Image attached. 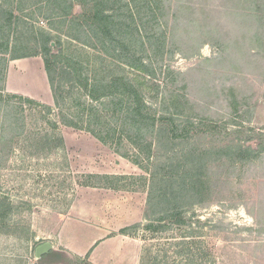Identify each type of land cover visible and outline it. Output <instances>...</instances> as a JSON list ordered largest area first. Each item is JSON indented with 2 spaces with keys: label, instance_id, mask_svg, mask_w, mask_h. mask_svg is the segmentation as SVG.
I'll return each mask as SVG.
<instances>
[{
  "label": "rangeland",
  "instance_id": "374dc122",
  "mask_svg": "<svg viewBox=\"0 0 264 264\" xmlns=\"http://www.w3.org/2000/svg\"><path fill=\"white\" fill-rule=\"evenodd\" d=\"M129 1L128 7H113L110 12L124 22L129 30L126 39L134 38L137 56L144 59L149 72L121 63L112 49L109 53L102 49L99 39L84 24L83 1L74 4L76 13L81 14L75 19L64 16L63 10L52 2L49 6L36 5L33 17L26 15L30 12H17L14 2L7 6L15 16L20 15V20L10 23L14 28L10 36L9 26L3 27L1 33L13 43L16 54L37 53L35 56L44 61L42 46L46 44L45 37L50 36L55 42V53L81 61L85 72L98 71L106 78L126 75L157 115L163 92L186 94L195 104V126L201 125L199 131L206 135V139L196 141L202 148L211 146V139L256 146L258 133H264V74L248 68L245 61H264V53L260 57L253 53L250 48L254 46L247 40L236 39L239 26L219 4L226 0H209L208 5L206 0H164L159 9H154L157 22L144 0L138 6L134 0ZM209 30L216 32L218 38L206 35ZM164 35L165 40L161 41ZM221 36L223 43L226 37L232 41V56L224 51L226 45ZM84 38L96 47L84 44ZM243 45L245 48H241ZM248 53L251 56L246 57ZM3 56L9 59L8 55ZM24 61L12 63L20 65ZM54 65L57 100L51 85L47 102L31 104L6 88L7 75L5 84L0 81L5 88L0 103V138L8 140L16 134L12 153L0 147V197L14 206L9 222L18 229L15 234L0 233V264H38L35 248L45 241L58 243L62 221L82 186L107 184L123 190H143L147 210L150 176L133 162L137 149L123 140L120 149L130 156L126 158L90 132L64 123L86 119L81 113L82 103L91 101L79 86L73 87L72 71L65 61ZM23 83L31 87L32 82ZM233 88L239 101L238 112L231 100ZM6 112L7 123H13L14 132L5 125ZM23 122V133L17 135ZM250 137L253 138L249 142ZM218 164L213 168V180L205 188L204 199L177 212L171 220H149L145 210L141 222L127 227L129 239L141 241L140 264H264V156L250 162ZM89 174L115 175L120 179L106 182L91 179ZM64 253L71 261L54 264L89 263Z\"/></svg>",
  "mask_w": 264,
  "mask_h": 264
},
{
  "label": "trees",
  "instance_id": "16d2710c",
  "mask_svg": "<svg viewBox=\"0 0 264 264\" xmlns=\"http://www.w3.org/2000/svg\"><path fill=\"white\" fill-rule=\"evenodd\" d=\"M162 1L164 0L142 1L143 3L146 2L152 18L156 22L158 19L155 10L159 9ZM134 2L136 6L142 5L140 0H134ZM206 2L207 4L205 1L203 4L208 5L210 3L209 0ZM130 4L131 1L129 0H84V24L87 30L92 31L94 36L99 39L104 51L109 53V50L112 49L116 51L115 58L121 63L141 72H149L146 69L147 65L144 59L137 56V46L133 44L134 38L126 39V33H129V30L125 28L124 22L118 20L110 12L113 7H122L123 5L128 7ZM219 4L239 26L240 35L236 39L247 40V43L254 46L250 48L253 49L254 52H252L261 57L264 53V0H226ZM65 14L72 15L73 12L70 9L65 11ZM79 14H73V17L79 18L81 15ZM10 20L12 22L13 15H11ZM8 31L10 36L14 28L9 25ZM1 32L2 28L0 27V81L5 84L8 61L19 56H29L32 53L16 54L13 43L5 39V33ZM207 34L210 37L215 36L216 39L219 36L211 30L207 31ZM197 35L196 33L195 36ZM165 37L166 35L160 40H165ZM153 38L156 39L155 36ZM221 38L223 43V37L221 36ZM44 41L46 44L42 46V55L56 100L58 96L53 76L54 63L65 61L72 71L73 87L79 86V89L91 101V103H82L81 113L86 119H82L81 123L74 119L64 120V123L90 132L102 143L111 146L117 153L126 158L130 159V156L120 149L123 140L126 139L137 149L138 154L134 157L133 162L145 169L150 176L146 210V218L149 220L162 221L167 218L171 220L180 211L185 210L188 206H193L197 200L204 199L205 188H209L212 183L213 168H216L217 162L220 163L218 165L225 166L229 163L254 161L264 156V133H258L256 146L240 144L236 141L232 143L215 142L216 139H211V146L204 145L202 148L201 144H197L196 141L197 139L199 141L202 138L206 139V135L199 131L201 125L195 126V104L190 102L186 94L163 92L161 109L157 115L146 103L143 92L126 75L113 74L106 78L107 76H101L98 71L93 72V74L85 72V66L81 61L71 60L55 53L52 37L46 36ZM222 43L220 46L226 45L224 51L232 56L229 51L233 47L230 38L226 37V43ZM84 44L96 47V44L86 38H84ZM161 47L163 48V45ZM241 48H245V46L243 45ZM117 52L119 53L117 54ZM3 55H8L9 59ZM249 55L248 53L245 56ZM245 56L242 58L246 59ZM260 60L258 62L249 60L245 63L248 68L260 70V73L264 74V61ZM4 89V86H0V103L3 100ZM13 96L31 104H41L30 97ZM231 97L234 110L238 112L240 107L234 88ZM7 112L4 113L5 123L9 118ZM5 123L3 122V126ZM12 124L11 122L5 124L10 132L15 130ZM24 126L23 122L17 135L23 133ZM15 137L16 134L14 133L8 140L4 137L0 138V147L3 146L8 154L13 151L12 145ZM252 138L250 137L248 141L250 142ZM88 177L91 179L98 178L100 181L106 182L112 179H120V177L108 174H89ZM91 185L118 188L107 186V184ZM13 211L12 203L7 198L0 197V233L15 234L17 232V227L9 222V217ZM127 230L128 228H124L122 232ZM69 261H71L70 257L64 252L51 250L37 262L38 264H54Z\"/></svg>",
  "mask_w": 264,
  "mask_h": 264
},
{
  "label": "crops",
  "instance_id": "0c3cea01",
  "mask_svg": "<svg viewBox=\"0 0 264 264\" xmlns=\"http://www.w3.org/2000/svg\"><path fill=\"white\" fill-rule=\"evenodd\" d=\"M77 1L84 3V0H0V27H8L17 18L20 20V15L15 16L7 6L14 2L17 3V12H30L26 14L30 17L34 16L32 12L36 5L44 3L49 6L51 2L53 6L56 5L55 8L63 10L64 16L73 17V14H77L74 6ZM46 9L50 11L48 7ZM70 9L73 14L66 15L65 11ZM24 16L21 17L26 19ZM18 59L26 61L20 65L12 63ZM30 80L31 87L23 83ZM6 88L40 103L47 102L48 90L51 88L44 61L35 55L11 59L8 63ZM145 210L146 197L143 190L82 186L62 221L54 250L62 248L72 258H87L91 264H140L141 241L135 237L129 239L131 234L128 230L122 233V229L141 222Z\"/></svg>",
  "mask_w": 264,
  "mask_h": 264
},
{
  "label": "water",
  "instance_id": "95a60500",
  "mask_svg": "<svg viewBox=\"0 0 264 264\" xmlns=\"http://www.w3.org/2000/svg\"><path fill=\"white\" fill-rule=\"evenodd\" d=\"M54 45V42H53ZM55 249V245L53 242L51 241H45L41 244H39L36 248H35V257L37 260H39L44 254L49 253L51 250Z\"/></svg>",
  "mask_w": 264,
  "mask_h": 264
}]
</instances>
